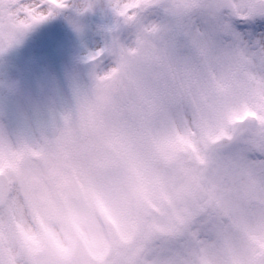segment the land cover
I'll return each instance as SVG.
<instances>
[{
  "label": "clouds",
  "instance_id": "obj_1",
  "mask_svg": "<svg viewBox=\"0 0 264 264\" xmlns=\"http://www.w3.org/2000/svg\"><path fill=\"white\" fill-rule=\"evenodd\" d=\"M106 7L87 81L0 127V264H264V0Z\"/></svg>",
  "mask_w": 264,
  "mask_h": 264
},
{
  "label": "rangeland",
  "instance_id": "obj_2",
  "mask_svg": "<svg viewBox=\"0 0 264 264\" xmlns=\"http://www.w3.org/2000/svg\"><path fill=\"white\" fill-rule=\"evenodd\" d=\"M47 10L44 5L42 11ZM112 25L106 0H65L64 7H53L45 19L18 31L13 42L0 51V84L17 94L15 119L24 115L22 103L34 101L27 108L26 122L25 118L20 121L21 128L69 101L73 87L87 81L89 56ZM236 29L248 40L264 37V19L238 22ZM37 105L41 106L39 113Z\"/></svg>",
  "mask_w": 264,
  "mask_h": 264
},
{
  "label": "snow or ice",
  "instance_id": "obj_3",
  "mask_svg": "<svg viewBox=\"0 0 264 264\" xmlns=\"http://www.w3.org/2000/svg\"><path fill=\"white\" fill-rule=\"evenodd\" d=\"M44 5H48L47 12L42 11ZM64 6L65 0H0V51L13 42L18 31L45 19L53 7ZM114 10L117 15L125 14V9Z\"/></svg>",
  "mask_w": 264,
  "mask_h": 264
},
{
  "label": "flooded vegetation",
  "instance_id": "obj_4",
  "mask_svg": "<svg viewBox=\"0 0 264 264\" xmlns=\"http://www.w3.org/2000/svg\"><path fill=\"white\" fill-rule=\"evenodd\" d=\"M16 95L17 94L15 92H9L7 87H4L2 84H0V127H4L9 131H16L18 129H21L20 121L22 119L23 122L24 121L23 118H25V122H26V117L28 116L27 108H29V106L33 107V103H34V101L33 103H31L32 101H29V99L26 102L22 103L23 105L21 106H25V109H23L24 115L22 116L21 119L20 118L15 119ZM15 120H17V124L15 123ZM22 128H24V126H22Z\"/></svg>",
  "mask_w": 264,
  "mask_h": 264
}]
</instances>
